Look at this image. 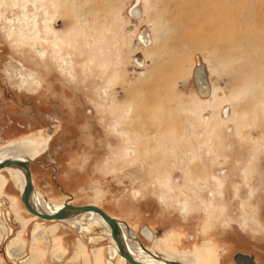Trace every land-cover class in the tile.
<instances>
[{"label":"rangeland","instance_id":"rangeland-1","mask_svg":"<svg viewBox=\"0 0 264 264\" xmlns=\"http://www.w3.org/2000/svg\"><path fill=\"white\" fill-rule=\"evenodd\" d=\"M12 1L0 7V149L22 140L31 146L25 153L38 190L56 207L69 197L102 207L144 246L179 262L235 264L242 252L264 264V0H180L179 16L172 15L179 0H155L159 11L141 0V21L130 14L138 0ZM25 10L33 24L22 29ZM155 13L169 19L158 32L180 20L193 28L177 23L178 34L133 51L143 28L155 39ZM20 29L35 38L33 48L30 39L21 44ZM174 50L182 55L168 60ZM137 54L145 73L153 66L162 73L142 83L147 75L133 71ZM199 62L214 89L208 99H200L193 77ZM133 101L141 114L135 126L177 134L181 159L163 144L152 153L154 142L141 143L135 131L127 145L133 156L122 154L128 133L112 125L130 127ZM194 163L200 176L192 182L185 165ZM0 177V264H130L111 254L103 225L81 230L36 217L21 200L18 179L5 170ZM9 249L23 254L13 260Z\"/></svg>","mask_w":264,"mask_h":264},{"label":"bare ground","instance_id":"bare-ground-1","mask_svg":"<svg viewBox=\"0 0 264 264\" xmlns=\"http://www.w3.org/2000/svg\"><path fill=\"white\" fill-rule=\"evenodd\" d=\"M10 1H11L10 4H14V1H12V0H10ZM27 1L28 0H24V4H26ZM39 1L42 3L43 6L46 5V3L44 2V0H39ZM147 1H149V2L152 1L154 3L153 4V9H155L156 11H159L158 6H156L158 2H156L155 0H147ZM168 1L170 2L171 0H166V2H168ZM216 1L219 2L218 5H220V1L221 0H216ZM188 2H190V0ZM3 3H4V0H0V7L3 5ZM235 3L236 2H234V4ZM179 4H180V0H179V3L177 2V5L174 6L175 11L174 12L171 11L172 12V15H175V13H177V16H179V14L182 15V13H181V8L182 7L181 6H183V5L180 6ZM77 5H79L78 2H77ZM136 5L137 6L132 10L131 17L132 18L135 17V19H137L138 21H141L143 19L144 15H145L144 10H143V7H142V4H141V0H138V3H136ZM207 5L209 6V4H207ZM218 5H217V7H218ZM210 7H211V5H210ZM210 7H208V8H210ZM27 11L25 10L23 12L24 13L23 14L24 15V19H22L23 22L21 21V24H20V28H22V29H24L26 27L25 25L29 26V25H32L33 24L32 21L31 22L29 21L30 15H28V12ZM45 11H46V9L44 10V12ZM80 12H82V11H80ZM83 12H84L83 14H84L85 20L88 21L91 18H93L91 16V14L88 13V11H83ZM46 14H47V12H46ZM0 15L2 16L1 12H0ZM228 15H229V13H228ZM90 16H91V18H90ZM166 18H167V16H166ZM180 19H182V17H180ZM260 19L261 18H258V20H260ZM44 20H45V27H46L47 16H46V18H44ZM168 20L169 19L167 18L166 19L167 22H165V21L164 22L166 24H168V22H169ZM221 21L224 23V21L222 19H221ZM164 22H162L160 19H158L157 14L155 13V16H152V20H151V26H153V29L157 33V35L155 36V39L152 37L151 30L146 27L145 30L143 29V30L139 31V33L137 35L138 36L137 37L138 40H136V45H133L132 44L133 45L132 46V50L133 51H138L141 48H149V47H151L154 44V42H157L158 40L160 41L163 38H168V35L167 34H169V33L170 34H174V35L175 34H178V25H177L178 21H177V23H169V25H167V29L170 31V32L168 31L169 33H166V34L163 33V29L161 30L162 32H158V30L160 29V27H162V26L165 27V23ZM179 22L180 23H178V24H180L182 26H186V27L187 26H189V27L191 26V24H190L189 21L180 20ZM215 22L212 21V22H210V24H213ZM198 24L196 23V25H198ZM191 28H193V26H191ZM22 29H20V30L17 31V33L20 34L21 37H22V40H21L22 43L21 44H23V46L26 45V44H28V40L30 39L32 42L31 43L29 42V44H30L29 46H31L33 48L35 46V44H36L35 41H34L35 38H30L28 36V34L26 35V31H24ZM210 29L214 30L215 28H210ZM9 33H10V31H9ZM163 42H164V40H163ZM54 50L57 52L58 55L61 56L62 59H66L59 48H57L56 46H54ZM35 51H37V52L40 51L41 52V50H35ZM150 51L151 50L146 49L145 53H147V54L149 53L148 55L152 56L150 54L151 53ZM181 51L184 52L183 50H181ZM181 55H182V53L179 55L178 52L174 50V52L171 54V56L169 57L168 60H171V58L172 59L173 58L174 59L175 58H178ZM168 62H170V61H168ZM136 64L139 67H137V68L135 67V69L133 71L136 72V73H138V74H141V75H143V74L147 75L143 80H141L142 83H146L147 81L151 80L153 77L154 78H157V76H159L162 73L161 71L163 70L162 68H161V70H158L156 68L157 66H153L152 69L149 68L148 70H146V73H145V71L143 69H140V67H143L144 68V66H145V59L144 58H143L142 63H139V62L136 61ZM206 69H207V73H208V77H209V72H208L207 65H206ZM194 73H195V69H194V72H193V77H194ZM23 86H24V84H23ZM210 88H211V91H210V95L208 97L203 98L200 95H199V97L201 99H208V98L212 97L213 94H214V89L212 87L211 81H210ZM254 90H255V88H252V91H254ZM129 106H130L129 107L130 108V114L127 115V116H128V119L130 120V122L132 121L131 124H130V127L128 126L127 128L121 129V127H120V125H121L120 121L115 122L112 125L113 130H115L120 135H122V136L124 135L126 137V135L124 134V130L128 133V139H127V142H126L127 144H126V146H124L125 152H123L122 154L123 155H126L128 157H132L133 156L134 152L128 146H130V145H132V144L135 143L136 136H133L132 135L134 133L133 131H135L137 134L140 135V137H141V139H140L141 143H151V142H154V144H152L154 146V148L152 149V153H153V151H155L154 149H155L156 146L158 147V145L163 144V146L165 148V149L163 148V150H167L170 153H174V155L178 159H181L180 158V155H182L184 153V151H183V149L181 148V146L178 143V139H179L178 135L175 134V133H172L170 130H168L167 128H163V127H162V130H163L162 132H156L155 131L156 129L155 128H151V126H150V129H148V127H147L148 125L144 126L145 129L143 128V130H142L141 126H140V129H138V127L135 126L136 125L135 123L137 122L138 117H141L140 111L138 110L139 107H138L136 101H133L132 103H130ZM222 110L225 113L228 112V108L226 106L223 107ZM150 115H152V114H150ZM206 122L208 123V121H206ZM153 139H156L157 143H156L155 140L153 141ZM22 144H23V146H22L23 149L22 148H5V149H2L1 148L0 149V162L4 161L6 159H21V160H24V161L25 160H29L30 161V168H31V163H32L33 160L25 153L26 148L31 147V146L29 144H27L26 141H24ZM141 155L143 156L144 153L142 152ZM31 157H32V152H31ZM193 159H195V158H193ZM158 160L160 161V159H158ZM185 166L187 167L186 173L188 175L187 176L188 179L191 180L192 182H194L195 178L200 176L199 173H198L199 165H196V163H194L192 165L186 164ZM2 170H5L6 172L9 173L10 176L18 179V181L20 182V194H21L22 191H23V189H24V187H25V185H26V173H25V171L23 169L19 168V167H7V168H3V169L0 170V172ZM31 175H32V170H31ZM170 175H172V172L170 170H167L166 171V175H163V180H164L163 181V185H165V187H166V185L168 186V184L171 182L170 179H168V178L171 177ZM32 180H33V176H32ZM215 180H214L216 182L215 184L218 185L217 188H221V186H222L221 181L222 180H220L216 176H215ZM168 181H170V182H168ZM246 182H248V181L246 180ZM33 185H34V182H33ZM218 192H220V191L218 190ZM72 199H73L72 197H69L67 200H65L64 202H62V204L60 206H57L56 207V205H58V204L52 203L48 198L45 197V194L43 192H41L40 190H38V188L35 187V185H34L33 193L31 194V197H30L31 204L33 205V207L36 210L41 211V212H44V213H49V214L57 213L58 211H60L65 206L66 203L72 204ZM189 203H190L189 200H185V204H189ZM185 209H187V208L185 207ZM43 220H46V221H60L62 223L69 224V225L72 224L73 227H76V228L81 229V230H83V229L84 230L85 229L88 230V229H90V227H92L94 225H97V224L98 225H103L105 227V229H106V234L109 236V239L112 242L111 254L113 256L114 255L115 256H119V258L123 262H126L127 261V259H125L119 253L117 243L115 242V240L113 239V237L111 235V226L109 225V223H107V221L100 214H98V213H96L94 211L85 212V213L74 211V212H69L68 217L67 218H64V219H48V220L47 219H43ZM116 220L118 221L119 229H120V235H121V237L123 239V242L125 244L126 249L129 251V253L131 255H133L136 259H138L139 261H141L143 264H188V263L182 262L181 260L179 262V258H176V257H172L171 258L168 255H166L164 252L163 253L155 252L154 250L150 249L149 247L144 246L142 244V242L138 239L135 231L132 228H130L127 223H125L124 221H120L118 218H116ZM0 228L3 229V227H0ZM38 233L40 234L41 231L39 230ZM143 234L145 236H147V238L153 239V237H152L153 233H152V231L150 229H147L146 228L144 230ZM95 238L96 237H94V239ZM24 246L25 245L23 243V245L21 246V249H24L25 248ZM8 253H9L11 259L16 260V259H20L21 255L23 254V250L21 252L17 253L16 256H13V253L10 251V249H9ZM187 259H189L190 262L191 261L196 262V259H199V258L198 257L187 256ZM26 261L27 260H25L23 262H26ZM127 262H129V261H127ZM199 264H201V263H199Z\"/></svg>","mask_w":264,"mask_h":264},{"label":"water","instance_id":"water-1","mask_svg":"<svg viewBox=\"0 0 264 264\" xmlns=\"http://www.w3.org/2000/svg\"><path fill=\"white\" fill-rule=\"evenodd\" d=\"M135 4L131 10L130 14H132V10L136 7ZM135 18V17H134ZM146 28V27H145ZM145 28H143L145 30ZM142 29V30H143ZM136 45V42L133 44ZM136 61L139 63H142L143 56L141 54L136 55ZM194 80L197 87L198 94L205 98L210 95V81L206 69V65L202 62L198 63L195 68L194 73ZM7 167H19L23 169L26 173V185L21 193V200L27 209V211L41 219H64L68 217L69 212H90L94 211L98 214H100L111 226V235L115 242L117 243L119 253L129 261L131 264H143L141 261L136 259L133 255L129 253V251L126 249L125 244L123 242V239L120 235V229L118 221L115 217H113L111 214H109L106 210H104L102 207L94 204H84V205H76V204H70L66 203L65 206L58 211L57 213L49 214L44 213L41 211L36 210L33 205L31 204L30 197L34 190L32 175H31V168H30V161L29 160H21V159H6L2 162H0V170ZM235 264H256L255 258L251 254L247 253H237L235 255Z\"/></svg>","mask_w":264,"mask_h":264},{"label":"flooded vegetation","instance_id":"flooded-vegetation-1","mask_svg":"<svg viewBox=\"0 0 264 264\" xmlns=\"http://www.w3.org/2000/svg\"><path fill=\"white\" fill-rule=\"evenodd\" d=\"M54 130L55 129H53L52 127H49L48 128V131H47V133L49 134V135H51V134H53V132H54ZM24 142V140H22L20 143L19 142H15V143H12V144H9V145H5V146H3L2 147V149H5V148H22V146H23V143ZM23 149V148H22ZM33 160V159H32ZM31 170H32V168H31ZM3 171V170H2ZM32 176H33V173H32ZM33 182H34V179H33ZM35 185V184H34ZM36 187V186H35ZM37 188V187H36Z\"/></svg>","mask_w":264,"mask_h":264},{"label":"crops","instance_id":"crops-1","mask_svg":"<svg viewBox=\"0 0 264 264\" xmlns=\"http://www.w3.org/2000/svg\"><path fill=\"white\" fill-rule=\"evenodd\" d=\"M201 99V98H200ZM2 179H1V177H0V185L2 184V181H1Z\"/></svg>","mask_w":264,"mask_h":264}]
</instances>
